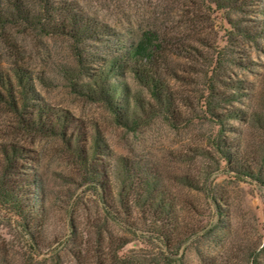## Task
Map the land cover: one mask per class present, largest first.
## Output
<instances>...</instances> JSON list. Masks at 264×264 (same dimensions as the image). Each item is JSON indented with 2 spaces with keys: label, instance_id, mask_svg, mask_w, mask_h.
<instances>
[{
  "label": "rangeland",
  "instance_id": "rangeland-1",
  "mask_svg": "<svg viewBox=\"0 0 264 264\" xmlns=\"http://www.w3.org/2000/svg\"><path fill=\"white\" fill-rule=\"evenodd\" d=\"M15 2L42 23L20 20ZM241 2L242 10L202 0H0V162L11 155L8 170L0 168V264H53L56 255L61 264H264V0ZM70 12L109 35L76 43L63 27ZM147 25L174 51L178 77L162 75L174 104L165 117L132 76L113 75L111 83L127 81L152 104L127 126L85 87L109 57L107 45L130 42ZM217 57L221 71L211 75ZM19 69L31 75L28 99ZM236 82L239 98L217 99L235 93ZM208 96L217 113L243 115L212 121ZM38 107L68 120L53 132L31 127ZM217 136L257 175L236 172L212 143ZM119 157L155 173L170 217L134 209L121 214L122 225L110 218L114 189L96 186L112 179ZM91 169L101 173L95 182Z\"/></svg>",
  "mask_w": 264,
  "mask_h": 264
},
{
  "label": "trees",
  "instance_id": "trees-1",
  "mask_svg": "<svg viewBox=\"0 0 264 264\" xmlns=\"http://www.w3.org/2000/svg\"><path fill=\"white\" fill-rule=\"evenodd\" d=\"M202 2L214 4L220 9L237 8L242 10L243 8L241 0H202ZM13 7L17 10L19 19L25 21L30 26L33 24L40 25L42 23V17L32 13L28 14L27 10H22L17 2L14 3ZM63 27L75 39L76 43L89 39L97 41L109 35L108 26L73 12H70ZM168 44L169 42L164 41L156 29L147 25L134 40L130 42L120 41V43L115 44V47L107 45L104 53H107L109 57L96 72L90 75L91 81L86 84L85 92L92 99L103 102L114 115L117 122L127 126L134 124L146 107L152 104L149 105V102L146 104L136 93H133L127 81L122 80L111 83L110 77L113 75L122 76L127 73L134 78L137 84L147 90L149 96L155 103L153 107L156 108V112L163 114L165 117L168 114L171 115V107L174 104V99L168 91L166 78L163 79L162 75H166L169 78H176L178 75L171 66L170 55L174 51ZM193 48L196 50L195 47ZM77 57L78 62L82 65V53H77ZM220 62V57H217L215 64H209L210 69L208 70H210L211 75H216L221 71ZM15 77L17 78L18 85L21 87L23 99H28L29 96L27 94L34 92V87L31 84V75L19 69L15 72ZM233 86L235 93H231L227 98L223 95L217 97V99L231 100L239 98L240 93L238 92L241 86L238 82ZM209 89L211 91L209 93L210 95L215 93L211 82L209 83ZM217 106V100L214 96L205 98L203 103L205 112L209 114L212 121H217L218 124L228 116L239 118L243 115L240 109L229 111L227 114L217 113ZM67 118L66 115L59 116L54 113L49 107H38L36 114L27 121L31 127L45 132H53L60 128L57 122L65 123L68 120ZM257 120L261 122L264 128V115L263 117L258 116ZM61 127H65V125ZM212 143L216 146V150L221 156L235 166L236 172L248 176L257 175L252 167L247 164L244 165L240 162L241 159L238 160L236 156L238 152L232 151L234 149H230L219 136L215 137ZM99 144L100 142L97 140L95 142V151L100 147ZM2 159L0 168L6 170L11 164V155L9 152L4 151ZM90 173L94 182L96 178H100L99 176H101V173L96 174L95 169H91ZM111 173L112 179L106 175V182L104 183L101 180L96 188L101 190L106 184L105 186H112L114 189L112 195L113 213L109 209L107 213L116 224L122 225L123 221L120 219L121 214L127 216L134 209L141 210L142 212H151L152 216L158 219L171 216V199L160 189L159 179L154 172L125 157H119ZM181 180L183 184L191 188H198L197 181L185 177ZM1 185L5 186L3 176H0ZM6 191L7 196H10L9 200L16 202L17 199L14 194V189H6ZM102 197L103 195L99 199L100 202H102ZM58 257L56 255L53 258V264H61Z\"/></svg>",
  "mask_w": 264,
  "mask_h": 264
}]
</instances>
